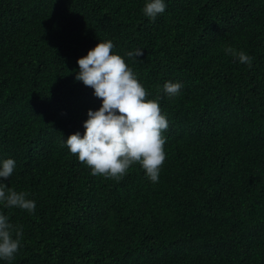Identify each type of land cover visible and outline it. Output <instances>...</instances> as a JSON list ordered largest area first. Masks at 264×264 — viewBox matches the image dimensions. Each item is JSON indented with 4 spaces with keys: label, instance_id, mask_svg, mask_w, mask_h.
I'll return each mask as SVG.
<instances>
[{
    "label": "trees",
    "instance_id": "1",
    "mask_svg": "<svg viewBox=\"0 0 264 264\" xmlns=\"http://www.w3.org/2000/svg\"><path fill=\"white\" fill-rule=\"evenodd\" d=\"M0 0V159L36 201L0 264H264V0ZM100 38L126 58L169 121L159 180L139 163L93 175L62 136L101 98L76 80ZM243 50L251 63L226 49ZM182 82L163 93L165 80Z\"/></svg>",
    "mask_w": 264,
    "mask_h": 264
},
{
    "label": "clouds",
    "instance_id": "2",
    "mask_svg": "<svg viewBox=\"0 0 264 264\" xmlns=\"http://www.w3.org/2000/svg\"><path fill=\"white\" fill-rule=\"evenodd\" d=\"M166 7L167 0H144L142 12L154 20ZM114 49L112 39L99 37L86 54L77 58L79 68L74 78L90 86L101 103L95 109H87L83 134L76 130L66 138L62 136V144L86 163L93 175L119 180L134 163H139L147 178L155 183L166 158L167 138L163 130L169 124L167 113L161 110L162 97H148L138 73L126 60L137 58L142 48L123 54ZM226 52L240 62L251 63L252 57L243 50L228 48ZM182 86L179 80H165L163 93L175 97ZM15 168L14 157L0 159V260L14 258L23 235L22 226L13 224L3 209L18 207L31 213L36 208V201L28 191L5 183Z\"/></svg>",
    "mask_w": 264,
    "mask_h": 264
}]
</instances>
